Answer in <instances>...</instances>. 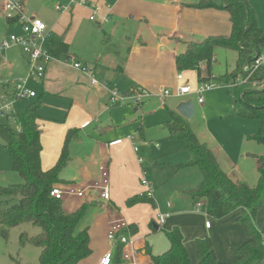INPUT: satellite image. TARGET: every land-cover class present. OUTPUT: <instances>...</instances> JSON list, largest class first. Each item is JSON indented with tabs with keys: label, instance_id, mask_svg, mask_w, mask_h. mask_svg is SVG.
<instances>
[{
	"label": "crops",
	"instance_id": "1",
	"mask_svg": "<svg viewBox=\"0 0 264 264\" xmlns=\"http://www.w3.org/2000/svg\"><path fill=\"white\" fill-rule=\"evenodd\" d=\"M31 1L24 0L26 14L30 18L45 20L48 38L61 39L68 45L71 57L66 60L54 57L42 83H29L36 97L19 100L15 107L16 111L23 113L31 103L40 102L37 125L43 171L54 168L66 150L68 163L61 171V183L56 185L66 192L61 200L63 208L67 213H74L83 205L88 206L82 228L89 231L92 252L79 264H99L109 251L114 258L112 264H126L122 256L124 251L131 254L137 264H153V256L161 255L170 248L166 232L175 228L182 233L191 264H199L197 240L205 238L212 241L219 262L234 261L233 250L247 241L245 230L238 221L243 212L238 210L221 219L209 215L205 201L188 194L189 190L199 186L200 178L193 174L180 179L178 186L175 182L170 184L181 171L198 166L184 167L171 177H167V166L188 164V159L184 163L173 164L165 162L171 153L164 156L154 154L153 164L147 169L145 162L153 156L147 152L144 159L142 151L152 145L144 141L143 125L136 128L131 123L129 106L112 102L109 91L116 89L128 93L133 89H145L157 93L162 90L169 74L177 69L176 57L186 52L187 44L231 35L230 13L224 9L198 8L201 0H86L88 7L76 3L78 0H57L61 3L48 9L47 16L43 12L36 13L30 5ZM1 2L0 9L4 0ZM57 6L66 9L59 11ZM94 10H97L95 21H98V28L90 19ZM6 22L11 31L0 37V43L11 32L16 35L23 33L20 24ZM0 54L3 56L0 59L2 66L7 64V69L0 72V81L11 83L28 77V57L20 47L0 51ZM118 58L120 63L116 62ZM73 61L80 63L85 70L75 68ZM235 65L226 74L232 75ZM177 72L181 75L187 73L178 69ZM188 72L197 76L196 71ZM93 79L99 82V86L92 85ZM178 81H184V76ZM12 94L13 86H1L0 103L2 96L11 99ZM186 97H177L174 93L162 99L164 105L161 107L169 113L162 127L168 133L166 124L172 120L171 112L183 116L176 110L179 102H174L175 107L169 110L166 100ZM198 104L204 106L205 99L201 104L198 98ZM146 106L145 102L135 111ZM0 119L11 121L10 117ZM169 137L171 141L181 142L172 139L170 133ZM135 143L139 146L137 153ZM153 146L156 150L160 148ZM212 146L210 149L216 158L217 155H225L220 147ZM186 153L191 159V155ZM138 158L143 160L142 164ZM219 165L233 181H244L238 177L241 171L237 174L234 165L229 167L231 162L224 161L223 167L221 163ZM102 170L108 173L109 201H104L96 188L103 181ZM144 170L153 187L158 188H154L153 202L148 200L128 206L129 199L146 191L141 184ZM79 191L83 192L80 197L75 195ZM197 203L202 204L200 211L194 210ZM259 214L255 223L258 229L261 228L258 226ZM263 219L264 211L261 224ZM118 222L126 223L127 229L122 235L133 242L131 245H122L118 239L113 247L110 244L108 232ZM116 259L119 260L117 263Z\"/></svg>",
	"mask_w": 264,
	"mask_h": 264
},
{
	"label": "trees",
	"instance_id": "2",
	"mask_svg": "<svg viewBox=\"0 0 264 264\" xmlns=\"http://www.w3.org/2000/svg\"><path fill=\"white\" fill-rule=\"evenodd\" d=\"M197 7L227 10L231 16L232 33L230 36L210 37L200 43L187 44L186 52L176 57L179 71H196L199 82L205 84L213 80L212 69L217 49L237 52L233 74L252 63L264 49V28L258 25L250 0H201ZM10 22L17 23L8 20ZM45 49L55 58L66 60L71 57L68 45L59 38H48ZM230 76L226 74L224 79ZM10 86L13 85L8 83L7 87H2ZM246 88L239 87L230 94L238 96L246 116L262 121L263 126L256 139L264 143V87ZM39 106L40 102L37 101L31 103L23 113L16 111L11 118L13 126L0 125V139L9 152L12 170L23 179L22 184L0 187V234L8 239L12 228L32 224L41 230L40 233L31 237L22 234L20 245L30 244L40 248V264H79L92 252L89 231L82 228L88 206L83 205L76 212L67 213L61 200L51 196L53 188L61 183L60 174L68 163V155L64 149L56 166L43 171L42 145L37 125ZM171 117L166 127L172 139L184 143L191 159L188 164L167 166V177L175 175L184 167L198 166L203 179L188 194L203 199L207 213L216 219L238 210L243 212L238 221L245 230L247 241L233 250L234 261L219 262L212 241L205 238L197 240L199 264H264V219L262 228L258 229L255 224L258 213L264 209L261 199L264 156L258 157L260 180L257 187L252 188L244 181H233L222 170L212 150L194 133L189 122L176 112H171ZM148 200L153 199L142 194L129 199L127 205L134 206ZM166 235L170 248L161 255L153 256V264H191L180 230L175 228L166 232ZM117 256L120 257L119 254ZM115 261L117 263L119 260Z\"/></svg>",
	"mask_w": 264,
	"mask_h": 264
},
{
	"label": "rangeland",
	"instance_id": "3",
	"mask_svg": "<svg viewBox=\"0 0 264 264\" xmlns=\"http://www.w3.org/2000/svg\"><path fill=\"white\" fill-rule=\"evenodd\" d=\"M1 3L0 0V7ZM57 3L61 2L57 0H32L30 5L36 9L34 10L36 13L37 11L39 13L43 12L49 16L48 9H52V6L58 5ZM250 3L257 17L258 25L264 28V0H250ZM97 23V20H94V22L92 21V24L96 28H98ZM7 31H11V29H8L6 19L0 14V37ZM12 34L15 33L11 32L8 36ZM132 37L134 36L132 35ZM13 52L16 53V51ZM13 55L18 56L17 54ZM2 58L3 56L0 54V59L2 60ZM214 59L212 69L213 80H211V82L225 85L227 79L230 78L224 79L226 72H229L234 67L235 62L237 64V52L235 50L217 49L214 54ZM1 60L0 72L7 69V64L4 63L2 66ZM120 60L121 59L118 58L116 62L120 63ZM183 72H187L182 73L184 81H178L177 75L179 73L177 69H174V72L169 74L168 82H166L161 88L162 90H158L157 93L166 90L174 94L178 88L190 87L192 94L187 95L186 98L177 100L168 98L166 100L168 109L172 110L173 107H175L174 102L180 103L182 100H192L194 102L195 115L189 123L194 133L203 143L207 144L209 148H213L212 145L220 147V151L225 155L223 157L222 155H217L216 160L219 164H222V167L224 161L226 163L231 162L232 166H229L230 168L234 165L236 173L241 171L240 176H238L240 179L244 180V182L252 188L257 187L260 180L258 157L264 156V143L259 142L256 136L259 135L263 126L262 121L246 116L240 106L238 96L230 94V92L234 90L228 89L225 86L217 87L212 91L204 93L205 104L204 106H200L198 104L199 95H197L198 93L196 91H198V88L203 84L199 82L195 74L189 73L188 71ZM248 88L252 89L251 87H247L246 89ZM118 92L121 95L125 93V91L121 92L120 90ZM149 92L151 96L145 98L141 105L138 106L134 104L137 108H141L145 102L147 103V106L139 111H135L136 107H133L129 100L118 101L120 105L124 103L126 106H129L128 108H130L132 112V116H130L131 123L135 124L136 128L143 125L146 138L144 141L152 145L151 147H144L142 151L143 158L147 152L152 153L153 156L145 162L146 168L149 169L152 166L154 154L164 156L171 153L166 158L165 162L173 164L184 163L186 159L190 160L189 155L185 151L183 142L171 141L168 131L162 127V122L169 118L168 111L161 107L164 105L162 104V99L154 96V94L157 93L152 91ZM128 103L130 105H127ZM2 124L13 126V123L6 119H0V125ZM153 145L159 146L160 148L156 150L152 148L154 147ZM10 161L9 153L4 148V143L0 139V187H8L10 185H19L23 183L21 176L12 170ZM189 174H193L192 176H196L197 179L200 178L197 184L199 185L203 176L198 167L187 169V171H181L178 177L170 184L175 182V186H178L179 180ZM153 188L158 189L156 186ZM261 196L262 204L264 205V184L261 187ZM263 211L264 209H261L258 217V226L261 228L263 226V222L261 224ZM40 231L38 227L32 224H22L21 226L11 229L8 239H4L0 234V264H40V248L30 244L25 246L20 245V237L22 234H27L31 237L40 233Z\"/></svg>",
	"mask_w": 264,
	"mask_h": 264
},
{
	"label": "built area",
	"instance_id": "4",
	"mask_svg": "<svg viewBox=\"0 0 264 264\" xmlns=\"http://www.w3.org/2000/svg\"><path fill=\"white\" fill-rule=\"evenodd\" d=\"M74 3V1H72ZM76 3L82 6H89V2L86 0H78ZM66 8L62 6H57V10L64 11ZM0 14L7 20L12 22H17L22 27V35L12 34L8 36L2 43H0V51L8 50L12 47H20L22 51L27 55L29 61V75L26 79L16 80L13 82H3L0 81V86H8V83L13 85V94L11 99H5L2 96L0 103V117H10L16 112L15 103L19 100H26L28 98L36 97V92L30 89L29 83L35 82L40 84L45 78L47 68L55 60L47 50L45 49V42L48 39L47 26L39 18H30L26 14V4L24 0H4L3 7L0 9ZM97 10H94L93 15L90 17L92 21L96 19ZM73 66L80 70H85V68L78 62L73 61ZM183 76L180 74L178 80H182ZM97 80H92L93 86H99ZM225 86L228 89L235 90L239 87L246 86L252 89H258L264 87V49L260 54L254 59L252 63L244 65L238 72L231 75L225 85L215 84L212 82L205 83L198 88L196 91L199 95V103L204 102V93L209 92L217 87ZM111 101H125L129 100L132 104L141 105L145 98L151 96L150 92L145 89H133L128 93L121 95L118 90L110 89ZM192 91L190 87H181L175 92V96L182 97L191 94ZM161 99L167 96H171L172 93L169 91H161L154 94ZM132 139V137H130ZM135 152H139V146L134 144ZM140 164L143 163L141 158H138ZM103 181L102 183L96 185L97 190L100 193L101 198L104 201L110 200L109 192V180L108 173L106 170H102ZM141 184L146 188L144 196L148 198H153V185L147 179V171L142 172ZM64 192L60 188H53L51 196L58 200H63ZM75 195L79 197L83 195V192H76ZM202 207L201 203H197L194 207L195 211H200ZM127 229L125 222H118L111 226L108 232V240L112 247L115 241L118 239L122 245H131L133 242L122 235L123 231ZM123 259L126 264H137L132 255L129 253L122 254ZM113 254L111 251L107 252L100 260L99 264H112Z\"/></svg>",
	"mask_w": 264,
	"mask_h": 264
},
{
	"label": "water",
	"instance_id": "5",
	"mask_svg": "<svg viewBox=\"0 0 264 264\" xmlns=\"http://www.w3.org/2000/svg\"><path fill=\"white\" fill-rule=\"evenodd\" d=\"M177 112H179L185 119L190 121L195 115V107L194 102L192 100L182 101L176 108Z\"/></svg>",
	"mask_w": 264,
	"mask_h": 264
}]
</instances>
